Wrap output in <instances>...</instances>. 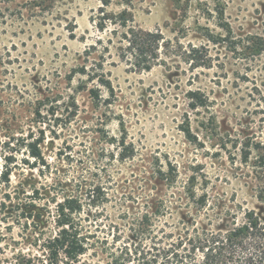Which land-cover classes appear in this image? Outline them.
Listing matches in <instances>:
<instances>
[{"label":"rangeland","instance_id":"rangeland-1","mask_svg":"<svg viewBox=\"0 0 264 264\" xmlns=\"http://www.w3.org/2000/svg\"><path fill=\"white\" fill-rule=\"evenodd\" d=\"M222 1L219 19L212 0H0V159L15 152L18 138L34 136L42 155L34 160L20 146L19 164L0 184V260L54 261L47 244L63 196L82 201L98 241L80 258L94 264L147 248L161 230L175 240L194 228L230 226L246 210L264 215V159L245 146L264 141V51L233 53L221 26L229 24L230 39L264 41V0ZM103 7L161 32L150 70L122 55L115 24L96 28ZM191 47L207 67H190ZM83 67L103 72L110 88ZM192 90L203 103L191 104ZM37 104H46L43 123ZM50 104L57 110L46 114ZM121 138L130 158L118 155ZM157 170L174 179L166 184Z\"/></svg>","mask_w":264,"mask_h":264},{"label":"trees","instance_id":"trees-1","mask_svg":"<svg viewBox=\"0 0 264 264\" xmlns=\"http://www.w3.org/2000/svg\"><path fill=\"white\" fill-rule=\"evenodd\" d=\"M100 1L103 5L108 3V0ZM212 1L214 3L212 10L216 17L222 19L224 15L223 1ZM100 11H104V13L99 16L95 24L96 28L103 32L106 29V24L110 22L115 24L117 29H121L119 42L120 45L125 44V46L120 48L122 55L124 56L126 53L130 57H134L136 62H134V65L137 66L138 70L148 71L156 64V61L160 60V47L164 42L161 32L147 31L136 26L133 24L132 15L127 10H122L119 13H110L103 7ZM221 26L227 32L223 39L233 53L242 57H253L263 53L264 41L262 39L257 37L230 39L232 30L229 24L224 21ZM197 50L195 47L187 50L188 59L191 61L190 67L199 65L207 67L210 62H205L206 60L199 62L198 56L194 55ZM87 69L85 67L81 68L82 73H87L91 80L96 79L100 85L110 88V82L105 78L103 72L98 73L93 68L91 70ZM189 95L193 106L204 102L203 95L199 90H192ZM259 95L264 109V92H260ZM44 105L46 104H37L35 107L34 114L38 118L36 119L38 123H43V119L46 118L43 117L45 114H41V107ZM57 107V105L50 104L46 108V114L54 113ZM38 129V132L43 135V128ZM21 139L18 138L16 144L19 147L23 146L27 156L34 160L42 157L39 148L40 136H34L28 141ZM19 140H21V144ZM118 145L122 146V150L118 153L120 159L130 158L132 153L125 154V149L128 148V145H125L123 138L119 140ZM245 146L248 153H250L251 149H255L259 153L258 159L262 157L264 159V141L262 138L252 144V146ZM19 147L12 151L17 153L20 149ZM15 152L3 154L0 159L2 161L0 184L9 183L12 168L19 164ZM157 171L159 179L165 180L166 184L171 183L174 179L171 176L165 177L161 170ZM99 190V187H95L88 195L94 197V193ZM1 206H4V202L1 203ZM55 211L57 230L47 244V249L54 261L49 259L47 264H59V255L67 258L65 264H94L80 258L89 249L95 248V242L98 241L91 240L95 238L94 233L90 232L87 224H85L86 219L81 216V199L76 196H63L59 202H56ZM261 211L264 213V208ZM143 218L148 219V214H144ZM161 232L160 236H156V233L149 236L150 243L147 248L135 246L130 252L128 248H124L118 255L114 252L111 253L110 260L106 264H264V215L255 210H246L241 220H233L230 226H215L210 230L194 228L192 233L178 236L175 240H171L170 232L167 233L164 230H161ZM195 252H200L201 260L196 259ZM0 264H32V260L31 258L20 257L15 258L12 262L4 259L0 260Z\"/></svg>","mask_w":264,"mask_h":264}]
</instances>
